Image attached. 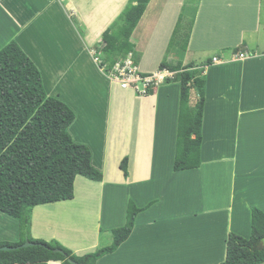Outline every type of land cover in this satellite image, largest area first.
I'll use <instances>...</instances> for the list:
<instances>
[{
  "label": "crops",
  "instance_id": "obj_1",
  "mask_svg": "<svg viewBox=\"0 0 264 264\" xmlns=\"http://www.w3.org/2000/svg\"><path fill=\"white\" fill-rule=\"evenodd\" d=\"M112 1L0 0V49L15 40L40 70L48 95L64 101L75 111L76 118L69 127V132L77 143L91 148L92 164L104 175L103 182H98L101 184L100 198L103 185L107 183L110 164L127 155L129 177L126 178L123 171L119 170L110 184H115L117 188L118 184L127 183L139 202L144 203V198L150 197L160 199V203L166 206L152 210V216L146 217L142 224L136 221L131 236L111 255L119 252L132 260L138 254L142 258H148L143 251L148 240L138 241L137 238L146 239V236H138L137 233L140 228L149 229L151 226H158L160 234L166 233V239L163 235L158 240L160 243L164 241V246L175 245L177 241L187 239L176 233L197 231V234L204 233L197 238H201L205 246L206 243L212 245L216 257L219 253L223 255V243L227 238L222 227L214 224L216 231L213 227L208 231L202 224L196 226L191 223L194 221L191 216L220 215L227 218V235L230 232L239 234L237 227L232 224L229 230V226L238 214L234 210L246 205L240 200L236 201L235 193L244 192L243 188L247 184L245 180L249 176L248 170L238 168L241 152L252 154L257 152L256 147H264L262 0H253L250 14V5H247L249 0H241L240 3L226 0L224 5L211 1L207 5L205 0H200L196 8L198 12L189 24V36L181 37L184 38L183 63L205 64L204 74L207 79L201 169L182 171H175L173 168L180 106V92L176 98V85L163 83L154 94L147 97L126 92L114 97L115 88L119 85L105 75L93 60L92 51H97L102 34L124 9L112 5ZM159 1L152 0L149 4L143 26L145 29L137 43L133 42L139 52L138 67L143 74L158 72L167 62L174 64L179 60L169 54L167 61H159L160 54L165 52L167 55L169 41L180 16L171 15L168 24L161 29L171 0L163 5L162 13H159ZM179 3L178 9L182 10L183 2ZM219 5L224 11L215 13L214 9ZM236 48L241 49L239 54L246 53L247 58L236 60V54L233 53ZM214 56L223 61L214 63ZM151 59L158 60L156 66H149ZM160 105L163 108L161 113ZM79 120L81 123L77 126ZM225 153L229 155L224 156ZM259 163V167H264V161ZM79 177L82 176L76 179L73 200L34 208L31 234L32 237L47 242L56 239L77 255H84L87 254L86 251L100 245L99 234L96 232H99V228L94 230V242L85 246V228L81 229L74 224L76 220L73 223L65 222L63 231L57 230L56 223L52 220L56 210L74 207L79 200ZM238 183L243 184L239 191ZM84 185L88 187V184ZM87 193L95 194L92 188ZM186 193H190L194 201L188 200ZM225 195H229L228 204L213 205V201ZM117 199L116 189H113L109 200H115V203ZM100 207L101 204L98 203L101 210ZM41 208L48 211L43 212L46 219L40 230L37 212ZM90 208L89 205L84 206L79 209L80 214L86 211V215ZM67 215L72 218L78 216L73 217L70 210ZM247 215L251 220V214ZM17 222L15 236L12 239L1 237L0 241L19 240V221ZM44 230L48 232L42 233ZM164 253L166 252H157L158 255ZM153 254L157 255L155 252ZM48 264L62 263L50 261ZM97 264H100V260Z\"/></svg>",
  "mask_w": 264,
  "mask_h": 264
},
{
  "label": "trees",
  "instance_id": "obj_2",
  "mask_svg": "<svg viewBox=\"0 0 264 264\" xmlns=\"http://www.w3.org/2000/svg\"><path fill=\"white\" fill-rule=\"evenodd\" d=\"M151 1L130 0L121 16L102 34L103 45H98L97 52L103 60L101 66H106L103 71L109 76L116 64L124 61L129 54H132L134 64L138 66L139 52L134 44V30L142 16L139 24L148 14L147 7ZM188 36V30H185L180 15L165 58L167 61L168 55L174 51L179 60L174 64L167 62L161 67V70L168 69L174 73L164 84L178 82L180 85L173 165L175 171L197 169L201 166L206 65H185L182 62L184 47L181 37ZM240 51L239 48L233 50L235 58ZM236 60L240 61L237 58ZM156 90L155 86L151 87L149 95ZM192 91L197 96L194 104L191 102ZM75 118L76 113L68 104L48 95L40 70L15 40L0 49V211L19 220L20 233L17 242L0 241V248L18 247L10 251L0 250V264H48L50 261L71 264L69 259L82 264H97L101 257L116 252L131 236L136 216L141 211L132 202L129 205L126 226L114 229L113 243L98 248L93 253L77 255L55 240L47 242L32 237V213L35 207L73 200L78 176L92 181H103V173L92 164L91 148L77 143L69 132ZM120 168L128 178V156L123 158ZM27 241L35 245L22 247ZM55 249H60L61 252H55ZM218 264H264L262 209L251 208L249 238L234 232L229 233L226 258Z\"/></svg>",
  "mask_w": 264,
  "mask_h": 264
},
{
  "label": "rangeland",
  "instance_id": "obj_3",
  "mask_svg": "<svg viewBox=\"0 0 264 264\" xmlns=\"http://www.w3.org/2000/svg\"><path fill=\"white\" fill-rule=\"evenodd\" d=\"M121 1L122 0H113L112 5H116L117 7H123L125 9V5L127 6V4H129L130 2V0H124L122 3H120ZM156 1L158 0H154V2ZM179 1L181 3L183 2L182 10L178 9L180 5ZM210 1L213 3L219 2V4L221 5H224V3L226 2V0H205L207 5L209 4ZM160 2H161V5L160 6L157 5V6H159V13H162L164 9L163 5L169 2L168 0H160L159 3ZM199 2L200 0H171L168 10L165 12L166 14L164 15V18L162 20V25L160 26V28L162 29V27H165L168 24L169 22L168 18L171 15L180 14L182 15V18H183V25L185 27V30H188L190 21L193 19L194 16H196V12H198L196 8H198L197 5L199 4ZM236 2L240 3L241 0H236ZM252 2L253 0H249L247 4V5H250L249 14L252 11L251 9ZM221 5H219L217 8L214 9L215 13L222 11V10L224 11V8ZM124 9L121 10V13L116 17V19L121 16ZM145 18L147 17H144L143 22L139 24L135 32V35L133 37L136 43L139 40L140 36H142L143 30L145 29L143 28V26L145 25ZM261 19H262L261 20L262 21V34L264 36V0H262ZM164 33L165 31L162 34ZM183 39L184 38H182V41ZM100 45H103L102 41ZM96 49L99 50V46H97ZM173 52L174 51H172L170 55L178 59L179 57ZM182 53H185V51L182 50ZM92 54H93V60L95 61L94 51H92ZM164 56L166 58L165 52L160 54L159 61H163L165 59ZM150 61H152V63ZM150 61H149V64L150 63L151 64L149 66L151 67L156 66L158 62V60L156 59H151ZM172 62H174V60H172ZM182 62H184L183 57H182ZM99 68L101 69L100 66ZM102 69L104 70L105 67L102 66ZM102 69L101 71H103ZM142 70L146 71V69H142ZM103 73L105 75H108L106 71H103ZM117 84L121 87L119 83ZM173 84L176 85V98H177L180 92V85L178 82H172L171 85ZM118 87L115 88L114 97L119 96L121 95L120 93H124V92L131 93L132 95H134L133 93H135L136 96L147 97V96L140 95L134 88L123 90L122 87L121 88H118ZM172 94L175 95L174 93ZM196 100H197L196 93L192 91L191 92L192 104H194ZM118 101L119 100L117 99L116 101L117 105L119 104ZM162 111H163V108H162V105H160V113ZM80 123L81 122L79 120L77 122V126ZM176 142H177V139L175 143ZM256 148H257L256 149L257 152H253L252 154L246 151L241 152V156L239 160L240 164L238 168L239 170H243V171L248 170L249 176L247 177L248 180H245L247 184L245 185V188H243L244 192L241 193V191H239V189L242 187L243 184L238 183L237 191L239 192H235V193L237 195L236 201L239 202L240 200L242 203H246V205H244V208H241L239 206L236 210H234V211H238V214H236L234 221L231 220V223L229 226V230H230L233 224L235 227L238 228L239 235H242L246 238H249L251 235V220L247 214H251L252 207H259L260 209L264 210V172H263L264 167H259L260 165L259 162L262 163L264 161V147H256ZM223 155L226 156V155H229V153H225ZM122 160L123 159H119V161L117 162L116 160H113L112 161L113 164H110L111 168L107 174V178H108L107 183L103 185V193L101 195V198L99 196V193H101V191H99L101 184H99L97 181H92L87 178L79 177L77 180V191L79 194V200L75 203L74 207H69L67 205L68 209L60 208L54 212V214L56 215L52 216L54 218L52 220L55 221L56 223L57 230L63 231L62 228H64L65 222L73 223L75 220H76V223L74 222V224L79 225L81 229L85 228V236L83 238L85 242L87 243V245L85 246H89L91 245L92 242H94V239H93L94 230L96 231L99 228V232L98 231L96 232L99 234L98 244L100 245H97L96 249H90L86 251V253H93L97 251L98 248L106 247L113 243L112 231L116 228H122L126 226L128 222L129 205L131 202L138 209L141 210L136 216V219H137L136 221L139 224H142L146 217L152 216L150 212L154 209H157V207L162 206L163 208H166V206H164V203L163 204L160 203L161 202L160 199L158 200V199L153 198L154 199L153 200L152 198L149 197V198H144V203L139 202V199H137L135 195H132L130 191L131 188L127 185V183L118 184L117 188H115L116 187L115 184H110L113 182L112 178H114L116 174L119 173V170H121L120 163L122 162ZM236 171H237V168H236ZM214 175L216 174L214 173ZM245 181H242V182L244 183ZM85 183L88 184V187L87 185H84ZM91 188L93 189V192L95 193L94 195L87 193ZM113 189H116V193L118 196V199L116 200L115 203H114L115 200L114 201L109 200ZM246 189L248 191H246ZM124 195L125 197H123ZM186 196L187 198H189L188 200L194 201L190 193H186ZM219 197L220 198L218 200L213 201L214 202L213 205L228 204L230 202L229 195H225L223 197L219 196ZM98 203L101 204V207H100L101 210L98 208ZM86 205H89V207L91 208L89 211H87L86 215L84 214L86 213V211L81 215L80 214L81 210L79 209L83 208ZM69 210L72 213L73 217L78 215L77 218H72L69 215H67ZM44 211H48V210H46L45 208L43 209L41 208L37 212V219L39 220L38 227L40 230L45 225L46 217L43 214ZM222 213H226V212H222ZM216 215L217 214H205L200 217L191 216L192 219L194 218V221H191V223H194L196 226H200V224H202L203 227L204 228L206 227L208 231H211L212 227L216 231V228L214 226L215 224L218 227H222L221 229L223 230L224 233H226L225 238H228L229 234L227 235V232H226L228 228L227 218L225 219V218H222L220 215L218 216ZM32 216H33V213H32ZM17 221L19 220L11 218L7 214L0 211V238L8 237L12 239V237H14L17 232V226H16L17 225L16 223H18ZM43 232L47 233L48 231L44 230L42 231V233ZM137 234L138 236H146V239L137 238L138 241L148 240L143 250L144 254L148 256V258H142V256L140 257V254H138L136 256L137 258L132 260V258H129L128 256H124V254L122 255L121 253L117 252L114 255L108 254L107 256L101 257V259H99L100 264H218L220 262H223L226 258V242L225 241L223 243L224 244V254L221 255V253H219L218 257H216L212 249V245H209L208 243H206V246H205V242L201 241L202 240L201 238L199 239L197 238L199 236H202L204 233L197 234V231L194 232V231L189 230L187 233H183V232L176 233L179 235H183L184 237H187V239H185V241L179 240L177 241L175 245L170 244L168 246H164V241H162L161 243L158 241L163 237V235H165L164 239H166V233L164 232L160 234V228L158 226H151L149 229L142 227L139 229V232ZM19 237H20V233H19ZM54 240L57 241L56 239H52V241ZM57 242L60 243L62 246H64L63 243L59 241ZM163 247L165 249H163ZM158 251H163L166 253H164V255H158L157 254ZM153 252H155L157 255L153 254ZM165 255L166 257H164Z\"/></svg>",
  "mask_w": 264,
  "mask_h": 264
},
{
  "label": "built area",
  "instance_id": "obj_4",
  "mask_svg": "<svg viewBox=\"0 0 264 264\" xmlns=\"http://www.w3.org/2000/svg\"><path fill=\"white\" fill-rule=\"evenodd\" d=\"M95 61L102 69L103 60L100 57V53L94 51ZM237 59L243 60L247 58L246 53H240L236 56ZM213 61L218 63L220 58L214 57ZM106 68V66H103ZM103 70V69H102ZM110 78L121 85V87L130 89L134 88L140 95H149L151 87L158 88L164 81L173 77L174 73L168 69L159 70L156 73L148 76H143L137 65L134 64L132 54H129L124 61L116 64V66L110 72Z\"/></svg>",
  "mask_w": 264,
  "mask_h": 264
},
{
  "label": "water",
  "instance_id": "obj_5",
  "mask_svg": "<svg viewBox=\"0 0 264 264\" xmlns=\"http://www.w3.org/2000/svg\"><path fill=\"white\" fill-rule=\"evenodd\" d=\"M33 245H35L34 243H32V242H26V243H24L23 245H22V247H30V246H33ZM18 247H8V246H4V247H2V248H0V250H2V251H10V250H15V249H17ZM55 252H61V250L60 249H55L54 250ZM69 262L71 263V264H82V263H79V262H77V261H75V260H72V259H69Z\"/></svg>",
  "mask_w": 264,
  "mask_h": 264
},
{
  "label": "clouds",
  "instance_id": "obj_6",
  "mask_svg": "<svg viewBox=\"0 0 264 264\" xmlns=\"http://www.w3.org/2000/svg\"><path fill=\"white\" fill-rule=\"evenodd\" d=\"M214 57H218V56H214ZM214 57H213V58H214ZM213 58H212V61H213ZM218 58H219V57H218ZM220 60H221L220 62L223 61V59H220ZM243 60H244V59H243ZM213 62H214V61H213ZM214 63H216V62H214ZM218 63H219V62H218ZM172 73H173V72H172ZM152 74H153V73H152ZM162 84H163V83H162ZM162 84H161V85H162ZM157 89H158V88H157ZM146 96H149V95H146Z\"/></svg>",
  "mask_w": 264,
  "mask_h": 264
}]
</instances>
